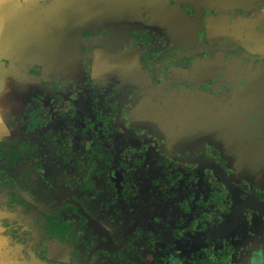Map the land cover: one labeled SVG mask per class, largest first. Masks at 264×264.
Returning <instances> with one entry per match:
<instances>
[{
  "label": "flooded vegetation",
  "instance_id": "1",
  "mask_svg": "<svg viewBox=\"0 0 264 264\" xmlns=\"http://www.w3.org/2000/svg\"><path fill=\"white\" fill-rule=\"evenodd\" d=\"M264 264V0H0V264Z\"/></svg>",
  "mask_w": 264,
  "mask_h": 264
},
{
  "label": "water",
  "instance_id": "2",
  "mask_svg": "<svg viewBox=\"0 0 264 264\" xmlns=\"http://www.w3.org/2000/svg\"><path fill=\"white\" fill-rule=\"evenodd\" d=\"M213 1L214 2H223V3H227V2H238V3L244 2V3H246V2H248V0H213ZM13 261H14L13 258L10 255L6 254L3 264H15ZM33 264H45V263L35 262Z\"/></svg>",
  "mask_w": 264,
  "mask_h": 264
}]
</instances>
